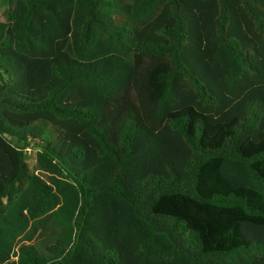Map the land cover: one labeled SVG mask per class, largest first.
Returning a JSON list of instances; mask_svg holds the SVG:
<instances>
[{
  "label": "trees",
  "instance_id": "obj_1",
  "mask_svg": "<svg viewBox=\"0 0 264 264\" xmlns=\"http://www.w3.org/2000/svg\"><path fill=\"white\" fill-rule=\"evenodd\" d=\"M0 1V264H264V0Z\"/></svg>",
  "mask_w": 264,
  "mask_h": 264
},
{
  "label": "rangeland",
  "instance_id": "obj_2",
  "mask_svg": "<svg viewBox=\"0 0 264 264\" xmlns=\"http://www.w3.org/2000/svg\"><path fill=\"white\" fill-rule=\"evenodd\" d=\"M4 9H5V7H4V5H3V3H2V1H0V19H2V15H3V11H4ZM30 165H31V167H33L34 166V161L33 160H30ZM36 173H38L39 175H41L42 176V178H44L45 180H48V176L46 175V174H43V173H41V172H39V171H36ZM60 220H62V221H64V219H62L61 218V216H59L58 217ZM47 224H48V226H49V230L50 231H52V230H55V229H59V225H57V224H54L52 221H47ZM51 226V227H50ZM23 240V238L20 240V243L22 242H26V241H22ZM15 259V258H14Z\"/></svg>",
  "mask_w": 264,
  "mask_h": 264
}]
</instances>
